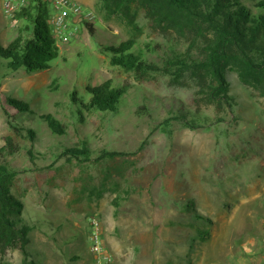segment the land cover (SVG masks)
Masks as SVG:
<instances>
[{
    "label": "rangeland",
    "instance_id": "obj_1",
    "mask_svg": "<svg viewBox=\"0 0 264 264\" xmlns=\"http://www.w3.org/2000/svg\"><path fill=\"white\" fill-rule=\"evenodd\" d=\"M3 1L0 41L27 37L25 21L8 16ZM76 1L94 17L77 23L69 42L54 38L59 55L48 69L11 72L0 60V163L15 173L11 193L31 227L28 262L91 264L95 216L118 264H264V90L228 69L229 99L208 100L193 72L176 79L163 71L176 56L203 57L204 28L160 27L135 3L124 15L100 0ZM130 38L132 51L162 71L140 78L110 64L105 48ZM104 83L126 86L117 112L76 118L87 87ZM7 98L30 111L17 112ZM82 146L89 160L62 154ZM105 151L123 155L102 158ZM196 229L208 234L201 239ZM21 261L18 250L0 259Z\"/></svg>",
    "mask_w": 264,
    "mask_h": 264
},
{
    "label": "trees",
    "instance_id": "obj_2",
    "mask_svg": "<svg viewBox=\"0 0 264 264\" xmlns=\"http://www.w3.org/2000/svg\"><path fill=\"white\" fill-rule=\"evenodd\" d=\"M108 13L126 15L132 4H137L148 11L153 21L160 27L179 24L190 30L204 28L209 37L205 40L202 58L187 59L185 56L175 57L163 71L170 72L179 78L183 72H193L200 80L199 87L208 100H228L226 71L234 70L245 83L252 81L259 89L264 90V0H257L253 6H247L240 0H100ZM15 20H24L27 37L18 36L7 44L0 41V60L6 68L15 72L23 69L26 73L46 70L59 55V48L51 33L48 20V7L40 0H32L26 7L15 11ZM131 22V21H130ZM85 23V22H84ZM93 33L91 25L85 23ZM131 24V23H130ZM201 26H200V25ZM136 28L135 25H133ZM135 39L130 38L105 48L110 56V64L127 72L143 77L149 72L162 69L148 63L139 53L132 51ZM89 99L80 100L76 109V118L82 120L83 112L115 113L126 86L111 87L104 83L98 87H87ZM75 93L71 94L76 102ZM9 104L17 112L30 111L28 103L22 99L7 98ZM227 104L228 101H227ZM42 118L50 130L57 135L64 134V126L51 115ZM180 120L181 117H173ZM185 126L192 127L188 123ZM31 136L33 132L27 131ZM12 145L11 140L7 141ZM69 159L89 160V151L81 148H66L62 152ZM123 153L102 152V158H114ZM15 173L5 164L0 163V259L8 253L18 250L22 256L20 264L28 262L26 249L28 233L31 227L22 223L21 210L23 204L11 193ZM14 217V218H13ZM199 237L204 239L208 229H196ZM0 264H3L0 262ZM7 264V263H5Z\"/></svg>",
    "mask_w": 264,
    "mask_h": 264
},
{
    "label": "built area",
    "instance_id": "obj_3",
    "mask_svg": "<svg viewBox=\"0 0 264 264\" xmlns=\"http://www.w3.org/2000/svg\"><path fill=\"white\" fill-rule=\"evenodd\" d=\"M32 0H4V12L13 17L14 12L26 7ZM48 7V20L53 38L65 44L77 35L76 24L82 19H93V13L84 12L81 4L76 0H40ZM89 252L92 256L91 264H111L113 259L107 250L101 232V225L97 217L89 220Z\"/></svg>",
    "mask_w": 264,
    "mask_h": 264
},
{
    "label": "crops",
    "instance_id": "obj_4",
    "mask_svg": "<svg viewBox=\"0 0 264 264\" xmlns=\"http://www.w3.org/2000/svg\"><path fill=\"white\" fill-rule=\"evenodd\" d=\"M111 264H118V263H117L116 261L113 260Z\"/></svg>",
    "mask_w": 264,
    "mask_h": 264
}]
</instances>
